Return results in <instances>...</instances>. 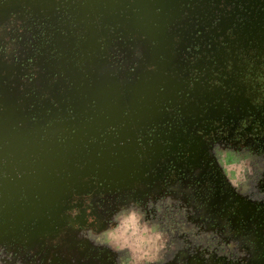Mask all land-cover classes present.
I'll return each mask as SVG.
<instances>
[{
    "label": "rangeland",
    "instance_id": "obj_1",
    "mask_svg": "<svg viewBox=\"0 0 264 264\" xmlns=\"http://www.w3.org/2000/svg\"><path fill=\"white\" fill-rule=\"evenodd\" d=\"M140 2L0 0V143L67 135L110 88L125 113L114 140L69 145L56 178L27 191L32 205L0 234V264H264L262 19L246 0L240 12L236 0H173L148 33ZM176 107L199 124L194 143L139 166L135 127L145 137ZM252 136L262 149L244 162L239 138ZM220 219L237 235L210 257Z\"/></svg>",
    "mask_w": 264,
    "mask_h": 264
},
{
    "label": "flooded vegetation",
    "instance_id": "obj_2",
    "mask_svg": "<svg viewBox=\"0 0 264 264\" xmlns=\"http://www.w3.org/2000/svg\"><path fill=\"white\" fill-rule=\"evenodd\" d=\"M247 1L251 3V4L249 3L251 5L249 9L252 8L251 12L253 13V15L251 17L254 20H257L258 18L262 19V20H259V22H260L261 27L264 29V0H246V2ZM187 2H189V4H191L194 2V0H187ZM240 2H241V0H236V3H235V6H236L235 9L237 12H240L241 10H245L244 8H245L246 2L245 3H240ZM172 6L174 9V7L176 6V2H174ZM166 7L168 9V6H166ZM135 13L136 14L140 13L141 15L143 14L144 18L146 20H148L146 17H148L150 15V14H148V12L147 13L146 12L141 13L138 9ZM156 13H159L158 9L155 10V12L153 13V16L156 15ZM145 14H146V17H145ZM130 17L132 19L133 16H130ZM150 21H152L151 26L155 27L156 26L155 20L153 18H151ZM259 35H261V37H263V38H260L259 40H257V39L255 40V41H257L256 47L260 45L264 48V44H263V42H264V31ZM257 50L258 49L256 48V51ZM257 55L258 54H256V56ZM262 55L264 56V53H262ZM259 75H261L262 80L264 81V72L259 73ZM195 78H196L195 74L192 75V77L190 78V83H192V81H194ZM190 83L186 84L187 86L185 87V89L190 88V86H191ZM214 83L216 85H218L217 82H213L211 84L213 85ZM108 94L109 95H107V97H105V99L101 103L95 105L90 110V113L86 117L82 118L81 121H79L74 127H72L71 130L67 133V135L58 136L56 138H45V139L37 138V137H30V136H28V137H30L31 139L37 140V141L51 140V141L56 143L55 149H59V146H61V144L65 141V139L68 138L67 136L72 132V130H74V128H76L79 124L89 120L91 118V115L94 113V117L99 119V121H103V122H102V124H100V127L96 130V133L94 135L88 137L89 142L96 140V142H99V144H102L104 141L106 142V140H109V141L114 140L116 135H117L115 132V128L119 129L121 127V126L120 127H116V126L119 125L118 122L121 121V119L125 116V113H122L120 111L121 108H120L119 104H117V102L114 100L113 91L111 88L108 91ZM178 98L180 101L181 100L180 96H178ZM192 102L194 104L197 103V104L202 106V107H199V109L201 108V110H202V114H199L197 116H198V118H200L201 123L202 122L206 123L207 119L209 118V117H207L208 116L207 109H206V107H204L206 105H204L201 101H197L196 99L192 100ZM184 105L182 104V107L181 106L180 107L183 108ZM110 107H113L112 111H111ZM104 108H105V111H102V109H104ZM179 109L180 108L176 107V111H175L176 117L175 118L173 117L172 120H174V121H172V123H170V122L166 123L165 122L161 125L159 124L160 126L156 127L155 129H154V126H152L151 127L152 129L143 133L145 135V137H143L141 134H139L142 131L139 129L140 127H137V126L135 127L134 133L135 132H137V133L133 134L132 138H130V140L134 141L135 151L138 150L139 152L144 153L146 155L145 158H141V157H139V155H136L137 156L136 161H138V163L140 161L143 162V164L139 165V166H145L146 160L148 159L149 156H151L153 154H159L160 155V154H163L166 152L172 153L174 151L172 148H174L176 150V152H178V151L181 152L184 148H186L187 146H190L194 143V141H192L190 137L192 135V132H194V128H198L199 124L194 123V122L192 124H189V123H187V122H189L188 120H184V121L182 119L180 120L179 116H177V114L179 115V111H180ZM96 111H98V114H99V115H97V117H96ZM184 114H187L189 116H193L194 112H191V110H190V112L185 110ZM208 121H209V119H208ZM132 123H134V122H130V124H132ZM165 125L167 128L165 127V130H164V133L166 135L164 140L163 141H160V139L157 140L158 136H157L156 129L160 128V127L163 128ZM112 126L114 127V132L111 129ZM185 126L189 127L188 131L185 130ZM169 129H171L172 131ZM186 129H188V128H186ZM23 136H25V134ZM184 137H185V139H183ZM250 138H251L249 140L250 143L248 142V145L245 144L246 139H244V138H239V139L241 140V143L242 142L244 143L243 144L244 146H252V150H254V151H256V149L259 148V150L261 151L262 148L258 147V145L256 144V140H257L256 136H252ZM7 141L0 143V150L4 145H6ZM257 152H259V151H257ZM133 154H135V153H133ZM10 155L11 154L7 153L3 157L7 158V157H10ZM34 163L35 162L33 160H28V161L26 160L25 165L26 166H32V165H34ZM1 167H2V164H1ZM40 179H41V177L34 178L31 185L27 186L24 189H21L17 193V196L15 199H13L12 196H10V195L6 196L3 200V202L0 203V212L6 206L7 207L9 206L12 208V210H14L15 213L18 214L19 211L17 209L22 208L21 212L19 213L22 216L25 208L32 205L31 203L33 202V198L29 197V196H31V195H29L30 193L28 194L29 196L27 195V193L32 191L31 189H32L33 185H35L37 182H40ZM34 201H35V199H34Z\"/></svg>",
    "mask_w": 264,
    "mask_h": 264
},
{
    "label": "water",
    "instance_id": "obj_3",
    "mask_svg": "<svg viewBox=\"0 0 264 264\" xmlns=\"http://www.w3.org/2000/svg\"><path fill=\"white\" fill-rule=\"evenodd\" d=\"M172 5L173 0H141L138 10L141 13L148 12L150 15L146 17L145 14V17L148 19L146 20L144 15L142 14V16L139 13L140 16H137L139 20L138 24L146 32L151 33V29L153 28L151 27V18L156 22V27L154 28L158 29L168 19L167 15H161L160 12H165L167 10L166 6L170 8ZM156 9L159 10V13L153 16ZM110 108L112 111L113 107ZM102 111H105V108ZM97 115H99L98 111H96V117ZM102 122L95 118L93 113L89 120L79 124L72 130L67 136L68 138L59 146V149H55L56 143L51 140L37 141L28 136H21L9 141L0 150V203L9 195L15 199L17 193L21 189L31 185L33 179L36 177H42L43 180L47 178L50 182L55 179L60 169L61 156L65 149L69 145H75L86 140L89 136L94 135ZM7 153L11 154L10 157L4 158L3 156ZM26 160H33L35 163L32 166H26ZM57 195L58 191L52 194L54 198ZM22 218L23 216L10 209L9 214L5 216L3 223L0 225V234L9 227H18Z\"/></svg>",
    "mask_w": 264,
    "mask_h": 264
},
{
    "label": "trees",
    "instance_id": "obj_4",
    "mask_svg": "<svg viewBox=\"0 0 264 264\" xmlns=\"http://www.w3.org/2000/svg\"><path fill=\"white\" fill-rule=\"evenodd\" d=\"M257 151H260L259 148H257L256 151H254V150H252V146H244V145H242L241 147H239V155H241V158L244 160V162H247V159H248L247 157H249V156L253 157V155ZM128 159L131 160L130 157H128ZM226 206H228V207L226 208ZM226 206L222 207V209L223 208L225 209V211H226L225 213H229V214L232 213L234 205L230 204V206H231L230 207L229 203H227ZM177 213H178V216H182V212L181 211L177 212ZM212 221L214 222V220H212ZM219 225H220V227L217 228V231L219 230V232L216 234L217 237L215 236L216 238H214V235H213L214 248H213L212 252H210V257H211V255L212 256L215 255L214 257H216V258L220 257L219 256L220 254L218 253V251H216V249L219 250L218 249L219 244L223 245L225 247H230L229 245L232 242L233 237H235L237 235V232H236L235 228L233 230L232 227L229 226V223H228V221L226 219H225V221L224 220L221 221V219H220ZM228 241H230V242L228 243ZM243 246H244V244H243ZM234 248H236V247H234ZM198 255H200V253H198ZM202 255L203 254L201 253L200 256H202ZM206 255L208 256L209 252ZM200 256H198V257L200 258ZM249 260H250V257H249ZM205 261L206 260H204V262H203L204 264H205Z\"/></svg>",
    "mask_w": 264,
    "mask_h": 264
},
{
    "label": "clouds",
    "instance_id": "obj_5",
    "mask_svg": "<svg viewBox=\"0 0 264 264\" xmlns=\"http://www.w3.org/2000/svg\"><path fill=\"white\" fill-rule=\"evenodd\" d=\"M117 251H119V249H117Z\"/></svg>",
    "mask_w": 264,
    "mask_h": 264
}]
</instances>
